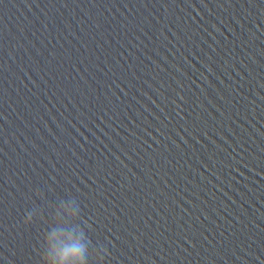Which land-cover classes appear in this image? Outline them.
Listing matches in <instances>:
<instances>
[{"label": "water", "instance_id": "1", "mask_svg": "<svg viewBox=\"0 0 264 264\" xmlns=\"http://www.w3.org/2000/svg\"><path fill=\"white\" fill-rule=\"evenodd\" d=\"M264 264V0H0V264Z\"/></svg>", "mask_w": 264, "mask_h": 264}, {"label": "clouds", "instance_id": "2", "mask_svg": "<svg viewBox=\"0 0 264 264\" xmlns=\"http://www.w3.org/2000/svg\"><path fill=\"white\" fill-rule=\"evenodd\" d=\"M82 252L79 245H65L51 253L52 264H82Z\"/></svg>", "mask_w": 264, "mask_h": 264}]
</instances>
